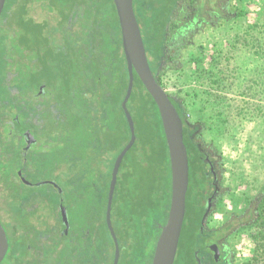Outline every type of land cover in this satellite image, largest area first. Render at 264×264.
<instances>
[{
	"label": "trees",
	"instance_id": "trees-1",
	"mask_svg": "<svg viewBox=\"0 0 264 264\" xmlns=\"http://www.w3.org/2000/svg\"><path fill=\"white\" fill-rule=\"evenodd\" d=\"M70 2L72 1H56L58 5L65 7ZM179 2L181 0H134L139 23L138 13L147 24L161 23L163 26L161 42L155 41L157 44L153 48L154 53L149 58L153 72L163 86L162 76L165 72L180 67L178 53L184 46L178 40L180 30L177 28L180 29V12H183L184 7ZM87 4L92 16L91 25L84 28L83 38L78 36L77 60L74 63L67 51L51 45L50 31L46 35L42 34L43 28L47 27L37 26L38 31L33 33L31 27L18 16L14 18V22L18 24L19 33L14 36L17 40L12 42L11 49L22 55L29 51L31 56H36L37 61L34 67H26L29 75L25 78L19 66L15 69L16 90L22 93L33 91L40 78L39 82H47L50 93L59 97L61 116L40 132L42 139L51 143L53 149L43 164L52 165L55 160L60 159L70 167L71 161L75 160L79 174L92 173L90 179L94 190L90 197V212L94 216L93 223L100 220V225L105 227L107 239L102 238L99 223L90 228L88 222V225L79 228L76 237H60L57 225L49 223L43 217L36 218L40 210L37 195L27 198L10 192L9 197L15 203L13 207L0 197L6 206L4 210H12L14 217V220L4 223L10 247L2 264H113L115 244L105 217L108 192L101 189L100 185L105 187L110 182L114 162L131 139L129 122L122 107L129 75L114 0H88ZM8 10L6 8L3 14L5 26L10 15ZM234 14L233 19L240 15L239 12ZM54 29L50 28L51 31ZM38 33L42 34H39L40 39L37 37ZM6 35L3 33L0 41V48L4 53H7ZM171 44L172 51L168 56ZM146 49L148 51L147 45ZM25 80L27 84L24 83ZM119 90L122 91L119 93ZM170 97L183 119L184 140L190 160L196 164L193 174L190 171V181L193 175H199L197 179L202 187L200 188L205 191L206 183L200 172L201 165L196 163L201 156L199 143L204 141L202 130L205 125L201 121L189 119L183 97L172 93ZM127 105L133 116L136 140L126 153L119 170L111 219L120 243L123 241L124 249L128 247L127 250L132 249L134 252L130 258L122 257L119 264H144L148 260L151 264L161 231L160 224L167 221L170 209V153L158 106L136 72L133 92ZM34 160L41 165L40 158L35 156ZM106 164L109 166V173L103 182V179L99 180L102 173L99 176L97 174L102 172L101 169ZM62 196L65 203V196ZM201 200L199 199L197 208L191 213L189 223L192 230L189 234L196 238L198 246L201 243L205 214L200 208ZM101 201L105 202L104 206L98 207L102 204ZM252 206L254 213L247 224L258 225L259 229L253 234L255 250L264 255V195L258 201H253ZM102 210L104 217L98 214ZM256 213L258 215L254 216ZM242 216L234 215V219H241ZM8 226L11 227L10 234ZM225 226L230 229L236 227L234 223H227ZM186 237H189L188 233L185 234ZM101 240L103 244H99ZM12 241L19 248L15 249ZM196 249L197 245L188 244L185 249L186 261L194 259V264L198 263Z\"/></svg>",
	"mask_w": 264,
	"mask_h": 264
},
{
	"label": "rangeland",
	"instance_id": "rangeland-1",
	"mask_svg": "<svg viewBox=\"0 0 264 264\" xmlns=\"http://www.w3.org/2000/svg\"><path fill=\"white\" fill-rule=\"evenodd\" d=\"M231 5L233 12L229 17L215 25H205L185 40L178 53L180 67L172 68L162 76L167 91L185 99L189 119L205 125L202 138L214 145L222 157L223 193L207 220L210 227L222 225L233 215H244L253 201L264 194V0H232ZM235 12L240 15L233 19ZM138 14L147 54L151 59L156 42H161L163 37V26L161 23L147 24ZM91 20L89 13L75 15L74 22H81V38L85 36L84 28L91 25ZM63 37V32L60 34L58 31L57 36L54 33L52 46L62 47ZM195 166L192 161V174ZM33 167L39 172L35 163ZM29 178L35 179L33 175ZM63 178L66 180L67 176ZM197 178L199 175H193L190 181L183 236L174 264H194V259L186 261L185 249L189 243L197 247L199 243L189 234L192 231L189 224L191 213L203 195ZM102 179L99 178L100 181ZM100 188L104 186L100 185ZM65 196L66 201L73 200L72 194ZM104 203L98 207L104 206ZM5 207L0 200L2 221L8 220ZM78 209L83 211L85 205L78 204ZM103 213L104 210L98 214L104 217ZM252 214L234 220L235 225L241 224L229 238L236 253V264H264V255L256 252L253 238L258 225L247 224ZM74 217L77 219L78 213ZM93 218L89 211L88 217L77 219V222L82 226L89 223L90 228L99 223L101 236L106 240L108 234L105 227L100 225V220L93 223ZM8 232H12L10 226ZM187 233L189 237L185 238ZM12 245L15 249L19 248L16 242L12 241Z\"/></svg>",
	"mask_w": 264,
	"mask_h": 264
},
{
	"label": "flooded vegetation",
	"instance_id": "flooded-vegetation-1",
	"mask_svg": "<svg viewBox=\"0 0 264 264\" xmlns=\"http://www.w3.org/2000/svg\"><path fill=\"white\" fill-rule=\"evenodd\" d=\"M56 1L57 0H6L2 12L0 41L3 33L7 34L6 36L8 37L5 39L7 53L2 52L0 48V197L6 199L10 206L13 207L15 203L13 202V198L9 197L10 192L18 193L27 198H34L35 195H37L40 210L37 212L36 218L43 217L49 223L57 225V231L60 237H72V235L76 237L79 228L83 227L79 221L77 222V219L79 220L87 217L88 212L92 208V204H90V197L94 190L90 179L92 173L87 172L85 174H79L78 165L75 160L71 161L70 167H67L60 159L55 160L52 165L43 164L44 159L52 154L53 149L51 143L42 139L40 132L43 131L51 121H55V118L61 116L62 110L60 108L59 97L55 93L51 94L47 86L48 83L44 80L39 82L40 78L38 80V85L34 87L33 91L22 93L16 90L17 77L15 76V69L19 66L24 72L22 76L25 78V76L29 75L26 73V67H34L37 61L36 56H31L29 51L25 52L23 55L21 53L19 55V51L15 49L13 51L11 49L12 42L17 40L14 36L19 33L18 24L14 22V18L18 16L31 27L33 33L38 31L36 28L37 26L42 25L47 27L46 29L43 28L42 34L46 35V33L50 31L51 45H53L51 39L54 33L55 36H57L58 31H60V34L63 32L65 34V38L63 37L62 41L63 45L60 48L58 47V49L67 51L69 56L72 57L71 61L73 63L77 60L78 36L82 29L80 27L81 22L76 23L74 19L76 14H82L83 12L89 13L90 8L87 4L88 0H69L72 2L67 3L66 7L58 5ZM231 1L232 0H181L179 3L184 6L182 8L183 12H180L182 22L180 29L177 28V30H180L178 31V40L180 43H185V40L191 34L198 32L205 25H215L222 19L229 17L233 12ZM6 8L7 10L9 9L7 12H9L10 15L8 20H5L7 23L5 26L3 24V14ZM62 9L63 11H61ZM51 27L55 29L51 31ZM66 33H68V35H66ZM39 34L41 33H38L37 37L40 39ZM176 44L178 45V43ZM172 46L173 44H171V48L168 51V56L171 54ZM36 71L37 68L35 69V72ZM19 83L20 82H18V84ZM24 83L27 84V81L25 80ZM5 85L7 88L4 89ZM199 145L201 156H199V160H197L196 163L201 165L200 172H202L201 175L204 177L206 189L202 191L203 198L200 204V208L205 211V214L203 216V226L201 229V243L197 247L196 253L198 256L197 264H236V253L231 246L229 238L241 224L236 225L233 229L226 228L227 226L225 225L227 223H234V215L217 227H210L207 222L217 205L219 197L223 193L222 157L220 153L216 151L214 145L205 141H201ZM188 155L189 165L191 166L192 161L190 160L189 151ZM35 156L40 158L41 165H38L34 160ZM28 157H31L30 160H27ZM33 163L36 164L39 172L35 171ZM101 170L102 172L98 173L97 176L102 173L104 182L106 179L105 177L108 178V164ZM38 173L40 175H38ZM106 173L107 175H105ZM31 175H33L35 179H30L29 177ZM63 176H67V179L65 180ZM110 182L104 187V190L108 192L106 211ZM35 186L40 188H29ZM97 191H100V189ZM69 193L73 195V200H67L64 203L62 195L65 196ZM262 195L258 197V199L263 198ZM258 199L256 200L258 201ZM67 203L69 205H67ZM80 203L85 205L83 211H79V209L76 210ZM252 205L246 210L242 218L247 217L249 213H254ZM17 206H19V204H17ZM63 207L67 209L69 219L68 228L63 220ZM87 210L88 212L85 213ZM6 212L8 220L3 219L5 223L14 220L13 211L8 209ZM76 213H78L79 217L74 219ZM0 220L2 221L1 218ZM4 221H2L3 225ZM165 223L160 224L161 231L162 225ZM118 242L120 247V260L122 257L130 258L132 253H134L133 250H127L128 247L124 249L122 245L123 241L120 243L118 239ZM144 264H150L149 260L148 262H144Z\"/></svg>",
	"mask_w": 264,
	"mask_h": 264
},
{
	"label": "water",
	"instance_id": "water-1",
	"mask_svg": "<svg viewBox=\"0 0 264 264\" xmlns=\"http://www.w3.org/2000/svg\"><path fill=\"white\" fill-rule=\"evenodd\" d=\"M5 3L6 0H0V27ZM114 3L119 17L123 50L129 75L128 87L122 101V107L129 122L131 139L116 158L109 188L106 220L115 243L113 264H119L120 260L119 242L111 219L113 196L120 165L136 140L133 116L127 105L134 88L135 72L139 75L158 106L168 143L172 172V194L169 214L166 223L162 225L152 264H174L187 213V194L190 185V165L188 149L184 141V123L171 100L170 93L159 83L150 65L141 26L135 12L134 0H114ZM62 215L68 228L69 219L65 207L62 208ZM8 251L9 238L0 220V264H2Z\"/></svg>",
	"mask_w": 264,
	"mask_h": 264
}]
</instances>
